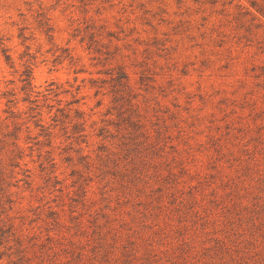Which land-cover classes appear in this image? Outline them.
Wrapping results in <instances>:
<instances>
[{"label": "rangeland", "instance_id": "rangeland-1", "mask_svg": "<svg viewBox=\"0 0 264 264\" xmlns=\"http://www.w3.org/2000/svg\"><path fill=\"white\" fill-rule=\"evenodd\" d=\"M0 264H264V0H0Z\"/></svg>", "mask_w": 264, "mask_h": 264}, {"label": "trees", "instance_id": "trees-1", "mask_svg": "<svg viewBox=\"0 0 264 264\" xmlns=\"http://www.w3.org/2000/svg\"><path fill=\"white\" fill-rule=\"evenodd\" d=\"M50 29L51 28L48 27V31H50ZM3 51L6 53V58L10 59V55L7 54V50L4 49ZM116 69L117 70L113 73V75H114L113 81L115 82V84H114V88H115L114 92L117 94V96H115V98H114L115 101H117L120 98L119 91L121 89H118V86L119 87H126L127 86L126 83H128V74L124 71L123 67L120 66V67H117ZM23 74L25 75L23 80L26 81V85L28 87V85H31V79H32V74H33L32 63L31 62L28 65H26V69H25ZM12 101H13L12 99L9 100V102H12ZM132 150L134 151L135 148L132 149ZM131 152L132 151H127V153L125 155L127 156Z\"/></svg>", "mask_w": 264, "mask_h": 264}]
</instances>
